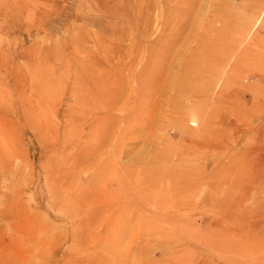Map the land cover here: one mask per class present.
<instances>
[{
    "label": "rangeland",
    "instance_id": "rangeland-1",
    "mask_svg": "<svg viewBox=\"0 0 264 264\" xmlns=\"http://www.w3.org/2000/svg\"><path fill=\"white\" fill-rule=\"evenodd\" d=\"M256 161L264 0H0V264H264Z\"/></svg>",
    "mask_w": 264,
    "mask_h": 264
},
{
    "label": "bare ground",
    "instance_id": "bare-ground-1",
    "mask_svg": "<svg viewBox=\"0 0 264 264\" xmlns=\"http://www.w3.org/2000/svg\"><path fill=\"white\" fill-rule=\"evenodd\" d=\"M81 65V64H80ZM88 65V64H87ZM81 66H83V65H81ZM87 72V71H86ZM90 81V80H89ZM93 81V80H92ZM81 85H84V84H81ZM86 85H88V82H87V84ZM89 86V85H88ZM85 87H87V86H85ZM191 89V88H190ZM112 91V90H111ZM114 91V90H113ZM115 92V91H114ZM102 96V95H101ZM203 96V95H202ZM204 97V96H203ZM80 99H81V97H80ZM102 102H103V100H102ZM204 102V101H203ZM104 107V106H103ZM102 107V108H103ZM105 109H106V107H105ZM107 109H108V107H107ZM108 115V114H107ZM106 116V115H105ZM110 116V115H109ZM107 119H110L109 117H106ZM104 119V118H103ZM78 121V120H77ZM95 130V129H94ZM95 132V131H94ZM93 132V133H94ZM129 132V131H128ZM127 135V134H126ZM126 135L124 136L125 138H126ZM76 136V135H75ZM82 137V136H81ZM81 138L79 137V140H80ZM189 142H190V140H189ZM194 143V142H193ZM196 143V142H195ZM79 145V142H77L76 143V147ZM195 145H197V144H195ZM191 146H192V144H191ZM208 146V145H207ZM206 147V146H205ZM204 147V148H205ZM208 150V149H207ZM206 151V150H205ZM204 156V155H203ZM207 157V156H206ZM77 159H78V157H76ZM202 158H204V157H202ZM205 160H206V158H205ZM255 164H257V165H259V168H260V165L261 166H264V162H257L256 161V163ZM206 166V164L204 165V166H201L200 167V169L198 170V172H196V171H194L195 173L194 174H197V176H195L194 178H192L191 179V181L187 184V186H188V188H192L194 185H195V183H196V181L197 180H195L197 177H199L201 180L200 181H203V182H207L205 185H204V187L206 188V189H208V190H205V191H203V192H201V193H203L205 196H209V187L211 186L210 185V183H208L209 182V179H210V177H211V173H212V171L211 170H213V169H210L209 171L207 170V168L205 167ZM222 167V166H221ZM73 169H74V167H73ZM198 169V168H197ZM196 169V170H197ZM221 169V168H220ZM88 170H90L91 171V175H92V180H94L95 178H96V174L97 173H95V168H90V169H88ZM219 170V169H218ZM218 170H215L216 172H218ZM70 172H73V171H70ZM87 172V171H86ZM124 172V171H123ZM70 174V173H69ZM122 174V173H121ZM261 174V173H260ZM66 175V174H65ZM88 175H89V173H88ZM87 175V176H88ZM100 175V174H99ZM258 175H259V173L257 174V176H256V178L254 179L255 181L254 182H251V184H249V187H253L254 189H255V192L256 191H258V189H259V186H258V184H260V181H259V179H258ZM90 176V175H89ZM88 176V177H89ZM88 179V178H87ZM87 179H86V181H87ZM89 180H91V179H89ZM89 180H88V182H89ZM79 181H81V180H79ZM173 181V180H172ZM261 181H262V179H261ZM119 182V184L121 185V181H118ZM124 183V182H123ZM80 184V183H79ZM111 184V183H110ZM132 184V183H131ZM162 184V183H161ZM77 185V184H76ZM89 185V184H88ZM79 186V185H78ZM82 186H83V184H82ZM84 186H85V184H84ZM91 187V186H90ZM90 187H87V188H90ZM93 187H95L94 185H93ZM131 187V186H130ZM92 188V187H91ZM114 188V187H113ZM165 189H167V190H165ZM164 189V191L162 192V194H163V197H165L166 196V193L168 192V191H170V189H173V188H165ZM94 190V189H93ZM105 191V190H104ZM172 193H171V197H175V195L173 194V191H171ZM75 193H73V197H72V199L75 197ZM202 195V194H201ZM192 196V195H191ZM194 196H196V193H195V195ZM92 197H93V195H92ZM107 197H111V195L109 194ZM117 197V196H116ZM193 197V196H192ZM191 197V198H192ZM95 198V197H94ZM100 198V197H99ZM71 199V198H70ZM114 199H115V197L114 198H112V199H108L107 200V202L109 203V206H101V208H96V211L95 212H97V214L99 213V212H106L107 213V216H108V218H110L111 220H112V223H117L118 225L119 224H122V222H124L125 221V216H124V213L126 214V212H127V210H129V208H130V206L129 205H126V204H124V202H122V203H120L119 201H120V199H119V197H117V199L115 200V201H117V204L114 206ZM202 200L204 199V198H201ZM65 200V199H64ZM119 200V201H118ZM160 200H162V202H164L166 199H160ZM160 200H159V203H160ZM164 200V201H163ZM195 200V199H194ZM205 200H207V199H205ZM70 201H72V200H70ZM111 201H112V203H111ZM157 201V200H156ZM204 201V200H203ZM68 203V202H67ZM86 203V202H85ZM194 203V202H193ZM86 204H88V202L86 203ZM92 204V203H91ZM90 204V205H91ZM177 203H174V204H172L171 205V208L172 209H176V205ZM197 204V203H196ZM178 205H183V207L184 208H188L189 207V205L190 204H188V203H178ZM201 205V204H200ZM68 206V205H67ZM113 208H115L117 211L116 212H112V209ZM92 210V209H91ZM217 210V209H216ZM210 212L212 213V214H216V215H219V216H223V213H221V212H218V211H215V210H211L210 209ZM206 215H208L207 213H206ZM91 216V215H90ZM170 217H168V216H164L163 217V220H169V221H171L172 220V218H173V216H171V215H169ZM91 217H93V216H91ZM99 217V216H98ZM138 217H139V220L141 221V222H143L144 221V213L142 212V208H139V213H138ZM160 217V216H159ZM216 218V217H215ZM103 219V218H102ZM148 219H150V218H146V220H148ZM217 219V218H216ZM211 219L210 220V222L208 223V225L209 226H217V227H219V225H220V223H219V220L217 219ZM93 220H95L94 219V217H93ZM111 223V224H112ZM264 230H261V233H259L258 232V235H260L261 236V234H262V237L264 236ZM221 236V235H220ZM247 236H249V234L247 235ZM261 237V238H262ZM218 238V237H217ZM212 239V238H211ZM246 239H250V238H246ZM251 239H252V236H251ZM251 239H250V241H251ZM224 240H226V239H224V238H218L215 242L214 241H212L213 243H215V246L217 247H219V249H220V251H222V249L224 248ZM256 242V240L255 239H253V242ZM246 243H247V240H246ZM245 242H244V247H245V245H247ZM226 248L229 246V247H231V248H233V247H236V245H234V244H228V240H226ZM240 245V244H239ZM241 247V246H240ZM243 247V246H242ZM243 247V248H244ZM247 247V246H246ZM249 249V248H248ZM241 250V249H240ZM224 258V257H223Z\"/></svg>",
    "mask_w": 264,
    "mask_h": 264
}]
</instances>
